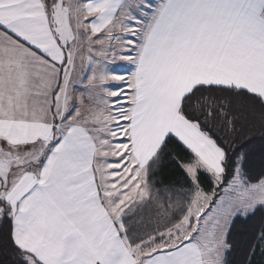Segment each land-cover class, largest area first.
I'll use <instances>...</instances> for the list:
<instances>
[{
    "label": "snow or ice",
    "instance_id": "snow-or-ice-1",
    "mask_svg": "<svg viewBox=\"0 0 264 264\" xmlns=\"http://www.w3.org/2000/svg\"><path fill=\"white\" fill-rule=\"evenodd\" d=\"M257 253L264 0H0V264Z\"/></svg>",
    "mask_w": 264,
    "mask_h": 264
},
{
    "label": "trees",
    "instance_id": "trees-1",
    "mask_svg": "<svg viewBox=\"0 0 264 264\" xmlns=\"http://www.w3.org/2000/svg\"><path fill=\"white\" fill-rule=\"evenodd\" d=\"M170 151H172L174 154L179 153V149L172 147L170 148ZM180 155H182V153H180ZM175 173V174H173ZM159 178H162L164 180L165 184H169V185H175L177 187H179V185L183 182V177L182 175L175 170L174 166L171 164V162L166 161L165 162V166L163 167V171H161L159 174ZM259 217L256 218L255 223H259ZM250 240L251 237L250 236H245V237H237V240ZM254 264H264V258H262L259 253H257L255 260H254Z\"/></svg>",
    "mask_w": 264,
    "mask_h": 264
}]
</instances>
